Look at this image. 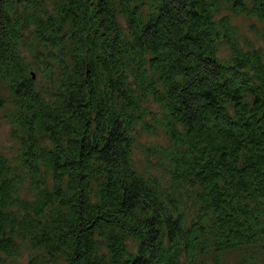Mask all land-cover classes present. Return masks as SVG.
Returning a JSON list of instances; mask_svg holds the SVG:
<instances>
[{"label":"trees","instance_id":"obj_1","mask_svg":"<svg viewBox=\"0 0 264 264\" xmlns=\"http://www.w3.org/2000/svg\"><path fill=\"white\" fill-rule=\"evenodd\" d=\"M230 18L264 42V0H0V264H264V46Z\"/></svg>","mask_w":264,"mask_h":264},{"label":"rangeland","instance_id":"obj_2","mask_svg":"<svg viewBox=\"0 0 264 264\" xmlns=\"http://www.w3.org/2000/svg\"><path fill=\"white\" fill-rule=\"evenodd\" d=\"M229 23H231L232 28L236 31V37L239 41L245 38L247 41L254 44L255 47L264 46V42L262 41V29L257 22L255 23L245 18H230ZM20 52L27 63L33 65L32 54L29 52L28 47L21 48ZM227 53V49L222 48L220 56L225 57L227 56ZM0 96H2L3 99H7V94H1ZM4 102V108L0 110V150L5 157L13 160L18 155L20 144L17 137L18 132L14 131V128L8 119L11 111L9 110V108H11L8 104L9 101L5 100ZM144 106L154 113L158 111V108L151 103L148 105L144 104ZM144 121L149 123L150 117L146 116ZM149 131L142 129V124L139 125L138 134L134 138L132 154L134 166L137 171L147 174L159 172L156 167L157 160L151 154V150L157 146H167V141L162 133L158 130ZM27 261L28 255L25 253L20 259H18L17 264H26Z\"/></svg>","mask_w":264,"mask_h":264}]
</instances>
